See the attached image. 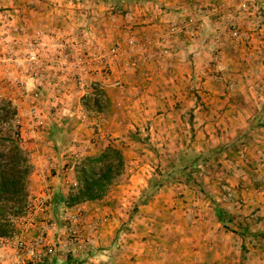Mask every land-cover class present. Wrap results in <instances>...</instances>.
Instances as JSON below:
<instances>
[{"label":"rangeland","instance_id":"1","mask_svg":"<svg viewBox=\"0 0 264 264\" xmlns=\"http://www.w3.org/2000/svg\"><path fill=\"white\" fill-rule=\"evenodd\" d=\"M159 1V8L154 2L135 5L124 16L89 1L0 0V30L9 35L0 44V154L7 147L3 139L20 131L33 204L15 221L12 236L34 239L45 232L57 248L49 262L75 257L81 264H264V237L258 236L264 235V129L246 148L228 150L201 168L209 197L198 186L171 184L131 218L156 168L188 148L233 144L264 103V0ZM70 2L80 7L62 14ZM41 18L43 26L36 27ZM39 30H69L91 50L117 44L122 53L77 67L46 45L43 51L60 62L58 70L17 66L15 59L27 52L23 43L8 48L13 37ZM60 42L63 50L73 49L65 36ZM84 50L80 54L90 52ZM95 91L106 99L102 112L85 104ZM64 117L72 119L75 141L58 156L45 129ZM102 141L123 149L126 171L102 201L65 208L61 226L50 200L59 186L68 192L76 185L73 165ZM215 203L232 217L230 230L218 221ZM48 222L57 230L49 232ZM240 225L243 235L235 232Z\"/></svg>","mask_w":264,"mask_h":264},{"label":"trees","instance_id":"2","mask_svg":"<svg viewBox=\"0 0 264 264\" xmlns=\"http://www.w3.org/2000/svg\"><path fill=\"white\" fill-rule=\"evenodd\" d=\"M77 1L103 4L110 8L113 14L120 13L124 16L128 14L132 6L160 2L159 0ZM100 94L101 92L95 91V98H88L86 106L97 112L104 111L107 105L99 96ZM263 129L264 103L249 119L247 127L240 130L233 144L218 145L206 151L188 148L172 155L166 165H160L152 173L131 218L140 211L141 207L149 205L162 189L171 184L184 183L193 188L198 186V192L209 197L208 186L199 178L201 168L211 167L213 162L220 160V157L228 150L233 152L246 148L255 140L256 134ZM45 130L46 140L56 155L60 156L73 147L75 140L70 117L51 121ZM20 137L18 133L17 137L9 136L3 139L7 142V147L4 150L5 153L0 154V239L16 233L15 221L25 214L30 196L27 181L31 165L21 146ZM95 148V152L81 156L73 165L76 185L72 186L68 192L59 186L50 200L53 216L61 226L64 224L62 216L65 208H74L87 202L102 201L126 171V156L121 147L113 142L102 141ZM214 212L218 221L230 230V223L233 219L229 212L216 203ZM240 226V232H235L243 235L245 228L243 225ZM258 236L264 237V235ZM244 249L246 250V247ZM81 263V260L72 257L66 264Z\"/></svg>","mask_w":264,"mask_h":264},{"label":"built area","instance_id":"3","mask_svg":"<svg viewBox=\"0 0 264 264\" xmlns=\"http://www.w3.org/2000/svg\"><path fill=\"white\" fill-rule=\"evenodd\" d=\"M14 24L9 23L8 25L14 26ZM5 33L6 32L0 30V44L4 43L7 38H9V35L7 36L5 35ZM62 36H65V44H69V48L72 47L73 49H69V51L67 49L66 51L63 50L64 43L60 42V38ZM75 38L76 37L74 36L71 37V35L66 36L65 34L59 31L58 33L46 35L45 32L39 30L37 33L32 34V36L27 39H23V37L20 35H15L13 37L12 45L8 46V48L10 50H13L15 47H18L19 44L23 43V52H27V55L22 60L15 59V63L19 67H30L33 72H35L38 67L40 68L41 66L56 70H58V67L60 66L59 61L58 63H56V65L52 60L53 57H50L45 51H43L45 50L46 45H50V48L58 49L56 53L58 54V57H60L58 58L60 59V61L66 64L69 63L70 65L77 67L81 66V64L85 62H87V64H95L100 61L118 59L122 53V47L117 44L111 46L108 50H103L101 46H95L91 50V48L89 49V47L87 46V43L75 42ZM129 46H135V41L130 40ZM81 48L85 49L84 52L86 50H89L90 52L87 53V55H84L83 53L80 54ZM41 52H45L44 55L40 54ZM133 66H135V64H133ZM55 78L60 80L63 77L56 76ZM79 84L81 88H87V85L85 83H82V80L79 81ZM99 96L102 97L104 102H106V99L104 96H102V94H100ZM85 114L86 111H81L80 118L85 117ZM14 117L17 118L16 116ZM15 118L11 119V122L19 124L20 121L16 122L17 119ZM18 133L20 135V131L16 133L15 137L18 136ZM32 208L33 204L29 200L26 211L29 210L30 212ZM46 227L48 228L49 232L57 230V225L54 223L48 222L46 224ZM0 251V264H46L50 261V259L57 256L56 245L51 242L45 232L40 233L34 239H26L23 237L16 236H11L2 239L0 241Z\"/></svg>","mask_w":264,"mask_h":264},{"label":"crops","instance_id":"4","mask_svg":"<svg viewBox=\"0 0 264 264\" xmlns=\"http://www.w3.org/2000/svg\"><path fill=\"white\" fill-rule=\"evenodd\" d=\"M99 4H96V5H94V6H98ZM156 5V8H159L160 6L158 5V4H155ZM64 6V5H63ZM65 6H67V8H60V12L62 13V14H66V13H69V12H71L72 13V15H73V10L71 9V7L73 8V9H78L80 6H73L72 4H71V2H70V5H65ZM163 5H161V8H163L162 7ZM164 6H168V3H164ZM134 14V13H133ZM49 16V15H48ZM77 15H74L73 17H76ZM73 17H71V18H73ZM61 18V16H60V14L58 15V19H60ZM68 18H70V16H68ZM81 20H83V21H85V23L87 24V23H91V21L90 20H84V18L83 17H81L80 18ZM44 18H41V19H39L38 20V23H36V27H37V25L38 26H40V27H42L43 26V22H44ZM46 20H49V17H46ZM96 20H98V19H96ZM50 21H52L51 23H50ZM60 21H62V20H59V22ZM102 23H105V21H101ZM100 22V24H102ZM49 24H53V19H50L49 20ZM72 24H74V23H72ZM70 30V29H69ZM69 30H67L66 31V33H65V35L66 36H70L71 35V33L69 32ZM59 32H61L60 30H58ZM32 34L33 33H30V34H25V35H23L22 37H23V39H27V38H29V37H31L32 36ZM35 82L36 83H39L38 81H36L35 80ZM34 86H35V89H37V90H39L40 89V86H38V84H35L34 83ZM56 257V256H55Z\"/></svg>","mask_w":264,"mask_h":264}]
</instances>
